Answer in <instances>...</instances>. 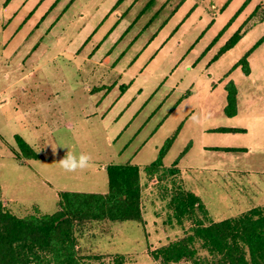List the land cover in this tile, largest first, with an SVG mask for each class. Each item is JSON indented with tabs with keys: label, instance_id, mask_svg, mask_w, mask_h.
<instances>
[{
	"label": "rangeland",
	"instance_id": "rangeland-1",
	"mask_svg": "<svg viewBox=\"0 0 264 264\" xmlns=\"http://www.w3.org/2000/svg\"><path fill=\"white\" fill-rule=\"evenodd\" d=\"M225 1L0 0L6 207L19 217L52 215L63 192L104 194L108 166H150L171 140L163 167L143 187V223L87 222L76 229L79 255L99 258L87 262L117 264L122 257L124 264H162L153 252L193 226L186 221L182 229L173 219L169 203L179 191L199 197L205 225L262 205L264 150L257 147L264 142L255 138V117L264 114V82L247 79L249 64L238 63L263 38L264 21H249L245 32L241 24L228 26L208 51L245 0L221 11ZM237 33L242 41L220 56ZM262 56L264 44L254 53L255 73ZM229 87L236 100L240 88L235 117L225 112ZM240 128L248 131L211 132ZM68 151L90 154V167L65 172L59 161Z\"/></svg>",
	"mask_w": 264,
	"mask_h": 264
},
{
	"label": "trees",
	"instance_id": "trees-1",
	"mask_svg": "<svg viewBox=\"0 0 264 264\" xmlns=\"http://www.w3.org/2000/svg\"><path fill=\"white\" fill-rule=\"evenodd\" d=\"M121 1V0H119ZM241 36L237 33L221 49L220 54L231 49ZM264 42V36L245 55L238 65L247 66L251 52ZM245 68L247 74L248 69ZM229 117L236 115V91L229 87ZM216 133H243L239 129H216ZM21 146L29 147L20 138ZM171 141L161 150L160 157L143 168L148 175L162 166ZM225 152L238 149L224 148ZM32 152V150H27ZM34 154L32 153L31 156ZM108 191L104 194L63 192L59 210L52 215L38 213L19 217L0 200V264H93L94 257H81L76 240V229L87 222L143 223L142 169L136 165H110ZM174 174L177 170L173 169ZM173 219L183 229L184 222L193 221L179 239L153 252V258L162 264H264V207L252 208L245 213L219 222L202 223L199 214L207 217L204 204L192 192L179 191L169 203ZM124 264V259H116Z\"/></svg>",
	"mask_w": 264,
	"mask_h": 264
},
{
	"label": "crops",
	"instance_id": "crops-1",
	"mask_svg": "<svg viewBox=\"0 0 264 264\" xmlns=\"http://www.w3.org/2000/svg\"><path fill=\"white\" fill-rule=\"evenodd\" d=\"M121 1H124V0H121ZM128 1V0H127ZM172 1H174V0H172ZM234 0H229V1H225L224 3H222V4H224V6L223 7H221L222 8V10L221 11H225V9H227L229 6H230V4L233 2ZM58 2V1H57ZM152 2L154 3L153 5H156L157 3H158V0H152ZM170 1H168L167 3H169ZM164 5L166 4V2H164L163 3ZM53 7V6H52ZM215 8V10H216V7L214 6V5H212V10ZM260 12H262V14L261 15H258ZM45 18V17H44ZM216 20L214 19L213 20V22H215ZM249 21H256V22H258V21H264V0H245L244 2H243V4H242V6H241V8L238 10V12L236 13V15L234 16V18L232 19V20H230L227 24H226V27L225 28H223L222 30H220L219 31V36H217L216 37V39L213 41V43H212V45L208 48V51H212L213 50V48H214V46H216V45H214L213 46V44H215L216 42V44H218V42H219V38H221V36L224 34V32L226 31V29H227V27L228 26H233V25H235V26H239L240 24H241V26L244 28V29H242L243 31L244 30H246V27H248L249 25H250V23L251 22H249ZM256 24H254V26H255ZM204 32H207V29H206V31H204ZM239 32H241V31H239ZM245 32V31H244ZM244 32H242V34H244ZM247 32V31H246ZM242 36H241V38H240V40L231 48V49H229V50H227L226 52H224V53H222L220 56H224L225 54H227V53H230V51H233L236 47H237V45L242 41ZM219 39V40H218ZM259 41V40H258ZM258 41H256L252 46L254 47L255 46V44L258 42ZM227 42V41H226ZM264 44V42L258 47V48H260L262 45ZM226 45V44H225ZM224 46H222V47H220V50L218 51V52H220L221 51V49L223 48ZM193 48V47H192ZM257 48V49H258ZM257 49H254L252 52H251V54L249 55V59H248V64H249V70H248V73H247V75H246V73H245V75L247 76L246 78L247 79H252V81L254 82V84H257L258 82H264V77H263V74H264V56H262L261 57V59H263V60H261L260 61V65H259V69L257 70V71H259L258 73H255L254 72V65L256 64V61L254 60V53L256 52V50ZM193 50V49H192ZM249 52V51H248ZM247 52V53H248ZM218 54H220V53H218ZM217 54V56H219ZM263 55V54H262ZM238 90V97H237V102L240 100V88H238L237 89ZM8 103V100L7 99H5V104H7ZM179 105H177L176 106V108L178 107ZM236 115H237V113H236ZM235 115V116H236ZM235 116H233V117H235ZM256 119L258 118V120H259V122H257L256 123V125H257V127L259 128V129H256L255 130V138H256V140H260V139H262V136H263V142H264V133H262L261 132V130H263L264 131V126L263 127H260L259 126V124H260V122L261 121H263L264 120V114H261V115H259V117H255ZM240 129H242V128H240ZM215 130V129H214ZM242 130H244V133H246L247 131H248V128H245V129H242ZM206 130H204V132H205ZM213 130H211V132H212ZM203 132V133H204ZM224 134V133H223ZM213 147H215V146H213ZM213 147H210L211 149H216V148H218V147H215V148H213ZM204 148H208V147H206V146H204ZM220 148V147H219ZM240 149H243L244 151L246 150V151H251V149H246V148H240ZM239 150V149H238ZM257 150H261V151H263L264 150V143H263V145H261L260 147H257ZM168 152V151H167ZM177 165H178V163H175V166H174V168L173 169H175V170H178V168H177ZM140 167V166H139ZM161 167H163V163H162V166ZM161 167H160V169H161ZM141 168V167H140ZM142 169V172H141V186H142V198H143V187H145L146 186V182H147V178L149 177L144 171H143V168H141ZM170 170H172V169H170ZM142 202H143V200H142ZM262 206H264V203H262V205H258V206H256V207H262ZM142 207H143V205H142ZM256 207H253V208H256ZM143 209V208H142ZM239 216V215H238Z\"/></svg>",
	"mask_w": 264,
	"mask_h": 264
},
{
	"label": "clouds",
	"instance_id": "clouds-1",
	"mask_svg": "<svg viewBox=\"0 0 264 264\" xmlns=\"http://www.w3.org/2000/svg\"><path fill=\"white\" fill-rule=\"evenodd\" d=\"M192 120L199 123L200 117L194 115ZM92 157L90 154L80 153L79 155L68 151L66 156L59 161L60 167L67 173H74L77 171H83L90 167Z\"/></svg>",
	"mask_w": 264,
	"mask_h": 264
}]
</instances>
